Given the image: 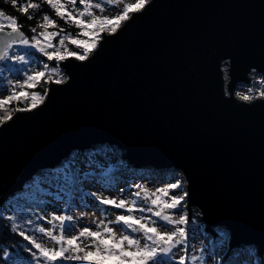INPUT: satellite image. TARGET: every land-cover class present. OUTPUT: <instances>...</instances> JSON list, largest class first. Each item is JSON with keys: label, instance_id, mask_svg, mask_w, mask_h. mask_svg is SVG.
Wrapping results in <instances>:
<instances>
[{"label": "water", "instance_id": "obj_1", "mask_svg": "<svg viewBox=\"0 0 264 264\" xmlns=\"http://www.w3.org/2000/svg\"><path fill=\"white\" fill-rule=\"evenodd\" d=\"M83 57L59 63L43 100L0 124V207L45 169L97 146L132 168L176 171L207 232L264 255V0H150ZM19 28H0V63ZM54 264H65L60 258Z\"/></svg>", "mask_w": 264, "mask_h": 264}, {"label": "rangeland", "instance_id": "obj_2", "mask_svg": "<svg viewBox=\"0 0 264 264\" xmlns=\"http://www.w3.org/2000/svg\"><path fill=\"white\" fill-rule=\"evenodd\" d=\"M60 1L77 20L94 17L110 24V29L101 27V32L92 35V41L82 45L83 51L91 43L79 56L81 59L96 45L103 31L115 32L150 0ZM1 25H12L2 13L0 28ZM28 34L24 41L7 50L1 62L6 65L0 63L4 78L0 82V104L20 96L33 78L45 76L49 82L64 77L59 63L68 57L65 52L73 39L70 32L43 29L40 34ZM29 52L63 57L54 60L55 66L45 68L47 60L38 61ZM262 75L251 76L248 83H236L235 94L242 99L264 97ZM122 153L108 146L76 151L55 169L35 175L26 183L28 187L19 192L24 193L22 198L10 204L9 199L0 207V215L9 217L23 236L19 246L6 249V263L54 264L53 260L60 258L65 264H85L90 253H99L106 264H264V255L262 258L255 248L246 244L231 247L226 229L212 227L217 236L207 232L195 209L190 216L179 173L132 168ZM134 171L155 172L156 177ZM160 174L170 175L177 181L176 186L158 178ZM77 176L80 183L74 186ZM104 176L111 179H100ZM132 192L139 195L138 202L132 199Z\"/></svg>", "mask_w": 264, "mask_h": 264}, {"label": "trees", "instance_id": "obj_3", "mask_svg": "<svg viewBox=\"0 0 264 264\" xmlns=\"http://www.w3.org/2000/svg\"><path fill=\"white\" fill-rule=\"evenodd\" d=\"M0 13L10 18L12 25H1L2 28H20L27 36L28 31H32L40 34L43 29H49L51 31L70 32L73 39H71V46L69 45L68 51L65 52L67 56H81L87 48L83 51L80 50L82 45L86 41H92L94 38L92 35H97L103 29H110V24L105 23L104 20H96L94 17H89L87 20H77L71 17L64 5L60 0H0ZM109 26V28H108ZM75 29V30H74ZM114 29V28H113ZM31 37V36H30ZM29 38V37H28ZM97 40V39H96ZM95 40V41H96ZM30 56L38 61L45 63V68L55 66L54 60L60 55H53L52 58L44 55L37 54L36 52H29ZM56 56V57H55ZM1 65H6L2 63ZM3 75L0 74V82L3 80ZM48 87V79L45 76L33 78L24 86L25 91L18 97L12 99L10 103L5 102L0 104V124L7 118H9L17 109H29L30 107L37 105L45 96ZM134 173L144 174L145 177H156L155 172L149 173L144 171H137ZM96 177V176H95ZM135 177V175H131ZM85 178V177H83ZM158 178H164L165 180L172 182L176 186L177 181L173 180L170 175L160 174ZM103 180H110V177H100ZM80 180L78 176L74 179V186H78ZM73 184V183H72ZM28 187L25 185L24 189ZM24 193H19L15 197L9 200V204L19 198H22ZM131 197L134 201L140 200L139 195L131 193ZM152 213V212H150ZM23 236L15 229L9 217L0 215V264H7L4 254L6 249H14L19 246ZM185 262L184 264H186ZM85 264H106L103 262L102 256L89 254L86 258Z\"/></svg>", "mask_w": 264, "mask_h": 264}, {"label": "bare ground", "instance_id": "obj_4", "mask_svg": "<svg viewBox=\"0 0 264 264\" xmlns=\"http://www.w3.org/2000/svg\"><path fill=\"white\" fill-rule=\"evenodd\" d=\"M264 77V75H262Z\"/></svg>", "mask_w": 264, "mask_h": 264}]
</instances>
